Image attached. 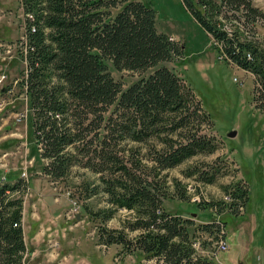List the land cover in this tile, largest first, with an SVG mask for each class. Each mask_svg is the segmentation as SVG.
<instances>
[{"label":"rangeland","instance_id":"374dc122","mask_svg":"<svg viewBox=\"0 0 264 264\" xmlns=\"http://www.w3.org/2000/svg\"><path fill=\"white\" fill-rule=\"evenodd\" d=\"M143 1L156 9L158 30L184 45L182 57L163 64L180 77L190 112L199 107L189 128L198 127L208 149L162 169L154 147L164 144L157 137L138 141L115 134L103 149L96 134L103 129L89 115L76 127L80 137L72 150H76V162L63 177L53 178L41 169L43 161L37 158L30 100L20 85L26 67L18 47L24 30L21 0H0V75H7L0 85V101L4 102L0 109V186L10 175L30 181L26 190L14 195L24 201L25 239L32 249L28 264H158L157 259L148 260L139 250L126 252L122 245H107L100 237L102 227L125 229L129 238L138 233L127 228L135 213L117 207L107 189L106 181H115L122 166L137 180L151 182L165 210L197 223L224 222L230 247L212 258L214 264H264V101L254 99V75L219 57L213 35L197 24L181 0ZM219 1L213 0L215 5ZM252 3L259 9L255 16L260 17L256 20V40L264 47V0ZM223 10L230 30L235 19L237 24L246 21L241 11ZM231 18L235 19L231 22ZM111 70L126 88L152 69L140 73L111 66ZM81 111L75 110L77 119L69 116L71 124L82 121L85 116ZM232 131H236L234 136L229 135ZM170 136L177 137L174 133ZM102 149V153H116L117 160L105 164L98 156ZM236 183L247 189L249 197L236 200L233 206L228 188ZM218 202L220 205L204 207ZM196 235L206 243L204 254L211 259L213 234L200 231Z\"/></svg>","mask_w":264,"mask_h":264},{"label":"trees","instance_id":"16d2710c","mask_svg":"<svg viewBox=\"0 0 264 264\" xmlns=\"http://www.w3.org/2000/svg\"><path fill=\"white\" fill-rule=\"evenodd\" d=\"M181 1L197 24L213 35L219 57L252 72L254 99L264 101V48L256 40V20L260 17L255 16L259 9L252 0H220L217 5L213 0ZM21 4L24 35L29 42L20 85L30 100L35 151L46 174L61 178L76 162V150L72 151L80 140L76 127L89 115L103 129L96 133L103 149L115 134L138 141L157 137L164 144L154 147L162 169L208 149L198 127L189 128L199 107L190 112L180 77L163 64L182 57L184 45L158 30L157 11L150 4L143 0H21ZM224 7L243 12L244 25L231 18L235 27L230 30L224 19L227 15L222 14ZM111 66L119 71L152 70L124 88ZM77 109L85 117L71 124L69 116L77 119ZM172 133L177 137L173 139ZM103 149L98 156L105 164L117 160L116 153H102ZM119 170L115 181H106L107 189L117 207L135 213L127 228L138 233L129 238L125 229L102 227L100 237L107 245L120 244L126 252L139 250L146 259H157L158 264H214L212 258L196 255L192 243L200 231L210 232L215 239L219 224L224 222L197 223L169 212L162 207L151 182L137 180L124 166ZM7 179L0 186V264H28L32 249L25 239L24 201L14 195L26 190L30 181L12 175ZM228 190L233 206L236 200L249 197L240 183ZM206 204L204 207L220 205ZM111 216L112 212L107 215Z\"/></svg>","mask_w":264,"mask_h":264},{"label":"built area","instance_id":"2783aa9c","mask_svg":"<svg viewBox=\"0 0 264 264\" xmlns=\"http://www.w3.org/2000/svg\"><path fill=\"white\" fill-rule=\"evenodd\" d=\"M29 17H31V14H29ZM23 29H24L23 30V34H22L21 38L18 41L19 42L18 43V47L20 48L21 54L23 56V60L25 61V64L27 65L26 53L28 51V42L29 41H28L27 36L24 35V32H25L24 23H23ZM33 30H35V28H33ZM256 38H257V36H256ZM220 57L223 58V56H220ZM25 71H26V67H25ZM6 79H7V75L5 73H2L0 75V85L3 84ZM258 86H260V84ZM8 91L12 92L13 91V86L10 87L8 89ZM24 91L26 93L25 89H24ZM26 95H27V93H26ZM3 107H4V102L0 101V109H2ZM20 115H23V114H20ZM21 117L23 118L24 116H21ZM23 175H26V172H23ZM218 222H219V220H218ZM15 225H17V224H15ZM219 225H220V227H219V230L217 231L216 238L214 240H212L213 254H212L211 258H214V259L217 257L218 252L226 251L230 247L228 242H227V235H228L227 228H226V226L223 223H220ZM192 244H193V247L195 249V253L199 254L198 251H201V252H203V254H199L200 256H207V255L204 254V251H205L204 245L205 244L202 241L201 237L197 236Z\"/></svg>","mask_w":264,"mask_h":264},{"label":"water","instance_id":"95a60500","mask_svg":"<svg viewBox=\"0 0 264 264\" xmlns=\"http://www.w3.org/2000/svg\"><path fill=\"white\" fill-rule=\"evenodd\" d=\"M236 134V131H232L229 133L230 136H234Z\"/></svg>","mask_w":264,"mask_h":264}]
</instances>
